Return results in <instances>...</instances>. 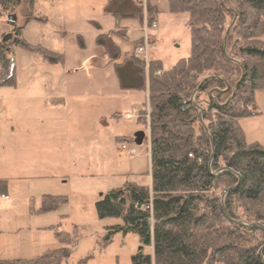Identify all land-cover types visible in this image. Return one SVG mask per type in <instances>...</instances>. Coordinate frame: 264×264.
I'll list each match as a JSON object with an SVG mask.
<instances>
[{"label":"trees","instance_id":"1","mask_svg":"<svg viewBox=\"0 0 264 264\" xmlns=\"http://www.w3.org/2000/svg\"><path fill=\"white\" fill-rule=\"evenodd\" d=\"M23 2L32 7L34 0H0V12L13 13ZM167 2L171 14H187L190 40L189 56L168 69L151 59L146 72L134 54L117 62L121 52L114 37L127 36L120 22L141 23L143 7L150 21L157 14L143 0H106L104 11L115 27L96 37L120 87L147 89L149 102L137 122L148 124L143 142L149 140L150 183L127 182L95 202L98 218L122 221L108 229L104 242L115 232L136 234L141 247L132 264H264V145L248 142L240 126L241 119L260 114L255 93L264 90V0ZM5 25L0 26L5 39L0 42V87L16 83L9 56L13 47L63 62L62 54L12 36L14 23ZM76 39L84 48L82 36ZM6 190L7 180L0 179V192ZM67 205L65 195L43 194L38 205L31 199L30 214L60 212ZM65 216L60 212V218ZM58 227L47 229L59 247L32 258L0 259V264H61L75 238Z\"/></svg>","mask_w":264,"mask_h":264},{"label":"rangeland","instance_id":"2","mask_svg":"<svg viewBox=\"0 0 264 264\" xmlns=\"http://www.w3.org/2000/svg\"><path fill=\"white\" fill-rule=\"evenodd\" d=\"M105 4L106 0H34L32 7L23 2L13 13L0 12V26H6L9 15L15 16L17 30L12 36L19 32L29 44L63 55V62L51 63L37 53L13 47L9 56L16 83L0 87V175L10 178V197L18 203L9 218L17 216L15 225L22 222L31 228L26 232L29 243L37 242L27 253L30 257L60 245L52 239L51 230H35L58 218L30 214L32 197L25 201L28 194L34 196L35 204L43 194L67 196L68 205L61 210L66 216L59 218L58 231L71 233L75 245L61 264H132L131 256L141 247L132 232H115L105 244L108 229L122 221L100 219L95 211L101 195L122 189L127 182L146 185L150 172L149 140L137 145L133 139L137 132L148 134V124L114 119L125 98L136 102L139 92L119 86L112 63L95 44L96 34L115 27L114 18L104 11ZM165 4L166 0H160L157 5L161 13L158 22L155 14L156 28L149 32L148 58L158 56L169 67L189 56L190 40L187 14L164 11ZM145 19L150 25L152 20L143 7L141 23L120 22L128 33L126 38L114 37L121 52L119 61L127 52L135 55L134 42L143 36ZM77 35L82 36L84 48L78 46ZM147 93L146 89L140 109L148 112ZM55 98L60 102L52 103ZM240 126L248 142L264 141V110L257 120L242 119ZM123 143L136 153L122 149ZM142 250L151 252L150 247ZM81 259L86 262L79 263Z\"/></svg>","mask_w":264,"mask_h":264},{"label":"crops","instance_id":"3","mask_svg":"<svg viewBox=\"0 0 264 264\" xmlns=\"http://www.w3.org/2000/svg\"><path fill=\"white\" fill-rule=\"evenodd\" d=\"M159 2H160V0H147V3L150 6L154 7L155 10H157V15H156L157 16L156 17L157 22H158V16L161 13V11H160L161 8H158V6H157L159 4ZM162 9H164V11L168 10L167 0H166L165 7ZM168 12H169V10H168ZM124 27L121 26V28L125 29L126 32L128 33L127 28H124ZM108 32H100L98 34H101V33L103 34V33H108ZM98 34H96V36H95V44H96V37ZM9 37H10V35L7 36V38H9ZM96 46H98L101 49V52L104 54L103 48L97 44H96ZM132 53L127 52L126 56L130 55ZM153 58L160 60V58H158V56H154ZM119 60L120 59H118L117 62ZM121 61H119V62H121ZM160 62H161V60H160ZM162 66L164 69H168L172 65H170L169 67H164V65L162 64ZM116 78H117V76H116ZM117 80H118V78H117ZM118 83H119V81H118ZM124 91H129V90H124ZM138 92H139L138 93L139 94L138 95L139 100L137 99L136 102H132L131 100H128L127 98H125V100L120 105V109L118 111H116V113L114 115V119L115 118L119 119V118L123 117L126 120L135 119L137 121L138 114L136 115V113H133V112L135 110L138 113L139 110H141L140 105L144 101V98L146 96V92H142V91H138ZM136 93H137V91H136ZM255 99H256V104H257L258 110L260 111V114L247 117L250 120H257L258 117L261 116L262 111L264 110V90L257 91L255 93ZM58 102H60V99H58V98H55L52 100V103H58ZM127 114H133V116L127 118L126 117ZM240 121H242V119ZM148 135H149V132H148V134H146V136L148 137ZM119 139H121V138H118V140ZM133 139L135 140V137H133ZM258 142L263 143L262 145H264V141H262L261 139H258ZM148 150H149V147H148ZM149 164H150V160H149ZM0 179L7 180V190H6L5 194L8 195V197H9L8 200H0V203H2V205L0 204V259L32 258L30 256H27V253L29 251L33 250V247L37 245V242L30 241V243H29V239L27 238V234H26V232H31L32 229L29 227L27 228V226H23L22 222H21L20 226L15 225L17 222V216H15L13 219L9 218V214H12V211H15L17 209L18 203H12L13 200L10 197V193H9L10 189L8 188V187H12L8 182V179H10V178L0 175ZM149 183H150V175H149ZM29 197H32V199H33L34 196L28 194V196L25 198V201L28 202ZM10 202H11V204H10ZM38 204H39V201H38V203H36V205H38ZM25 207H26V205H25ZM60 212L58 211V212H52V213H48V214H39V215H41L40 217H42V216H46L49 214H55L58 218L57 222H59ZM6 217H8V219ZM33 217H39V216H33ZM9 220L13 221L14 223H10ZM57 222L49 223L46 226L35 227V230L43 229V228L47 229L48 226L53 225L55 223L57 224ZM9 228L12 229V233L8 232ZM4 231H6V232H4ZM21 234H25V235H21ZM18 235H20V237H18ZM52 239H54L53 235H52ZM48 249H50V248H48Z\"/></svg>","mask_w":264,"mask_h":264},{"label":"built area","instance_id":"4","mask_svg":"<svg viewBox=\"0 0 264 264\" xmlns=\"http://www.w3.org/2000/svg\"><path fill=\"white\" fill-rule=\"evenodd\" d=\"M156 28V22L155 21H152L150 23V25H148L146 19H145V23L141 29V31L143 32V36L141 37L142 39V44L137 46L135 48V55L137 57H139L143 63H144V66L146 68V72L148 71V67H149V58H148V52H149V32L151 30H154ZM133 113H136V115L138 114L135 110ZM133 114H127L126 117L129 118V117H132ZM121 148L124 149V150H127L128 153H130L131 155L135 154L136 153V150L135 148L133 147H128L125 143H123L121 145ZM8 195L6 194H3L0 192V200H8Z\"/></svg>","mask_w":264,"mask_h":264},{"label":"water","instance_id":"5","mask_svg":"<svg viewBox=\"0 0 264 264\" xmlns=\"http://www.w3.org/2000/svg\"><path fill=\"white\" fill-rule=\"evenodd\" d=\"M235 17H236V13L234 14V19H235ZM8 21L14 23V22H15V16H14V15H9V16H8ZM233 23H234V20L232 21L230 27L232 26ZM230 27L226 30V35L228 34ZM18 34H19V32H16V35H18ZM226 35H225V39H226ZM134 137H135V143H136L137 145H141V144L143 143V140H144V138L146 137V135H145L143 132H137V133L134 135ZM239 179H240V178H239ZM254 225H260V224H258V223H254V224H252L251 226H254Z\"/></svg>","mask_w":264,"mask_h":264}]
</instances>
